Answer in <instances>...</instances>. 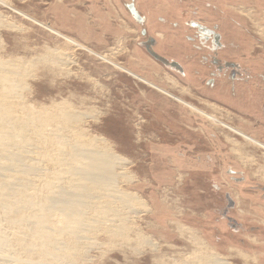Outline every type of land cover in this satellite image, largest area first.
I'll use <instances>...</instances> for the list:
<instances>
[{"label": "rangeland", "instance_id": "obj_1", "mask_svg": "<svg viewBox=\"0 0 264 264\" xmlns=\"http://www.w3.org/2000/svg\"><path fill=\"white\" fill-rule=\"evenodd\" d=\"M201 1L0 0V58L24 68V102L81 114L74 126L88 134L84 143L103 138L98 148L124 159L116 189L133 199L119 209L109 198L116 219L95 217V229L75 245L69 234L53 232V251L64 250L59 239L72 245L68 264H213L216 253L231 264H264V100L239 115L190 91L178 61L190 56L168 52L165 33L149 31L165 27L167 7L183 14L177 24L186 19L188 30L198 29V46L216 32L199 23L195 8L213 10L219 22L228 11L234 24L263 31L264 0ZM251 34L261 50L264 32ZM56 220L50 230L60 228ZM180 227L191 230L182 235ZM12 241L16 264H61L44 256V246L28 255Z\"/></svg>", "mask_w": 264, "mask_h": 264}, {"label": "bare ground", "instance_id": "obj_2", "mask_svg": "<svg viewBox=\"0 0 264 264\" xmlns=\"http://www.w3.org/2000/svg\"><path fill=\"white\" fill-rule=\"evenodd\" d=\"M23 69L22 65L11 64L0 58V210L6 218L3 219L5 223L0 218V255L8 257L0 264L19 262L8 250L12 239L18 251L20 249L31 255L36 250L35 246H44L45 257L50 256L61 264H68L66 256L69 252L75 254L73 250L71 252L72 245L59 239L60 245L65 243L64 250L61 254L53 251L51 247L58 242L53 232L69 234L75 239V245L84 233L93 230L95 217L107 222L116 219L114 209L118 208L111 207L109 198L118 200L120 209L133 196L126 193L127 196L123 197L126 194L120 190L117 193L116 189L115 178L119 172L116 168H120L124 159L100 150L97 143H102L103 138H97L102 142L92 138L90 141L93 143H84L88 134L81 127L79 130L74 126L81 114L57 104L34 110V107L24 102L20 92L24 85ZM168 81L172 80L169 78ZM174 85H177L175 80ZM182 88L179 87V90ZM235 149L240 150L237 145ZM261 176L264 178V171ZM91 210L92 213H89ZM54 217L60 228L53 231L47 226ZM122 218H127V215ZM6 223L9 227H2ZM179 230L183 235L191 229L180 227ZM73 249L76 248L73 246ZM216 254L209 258L213 264H231L224 256ZM25 261L35 262L27 258Z\"/></svg>", "mask_w": 264, "mask_h": 264}, {"label": "crops", "instance_id": "obj_3", "mask_svg": "<svg viewBox=\"0 0 264 264\" xmlns=\"http://www.w3.org/2000/svg\"><path fill=\"white\" fill-rule=\"evenodd\" d=\"M190 1L200 2L201 0ZM205 1L212 2V0ZM167 9L166 18L169 23L165 22L164 28H157L153 25L149 31L156 38L158 33H165L164 43L168 52L178 53L179 56L185 58L190 56V59L178 60L182 65L183 82L188 89L198 92L201 97L211 103L236 111L239 115H243L240 110L244 106L248 107L247 113L251 105L261 106V101L264 100V47L261 46V50L257 48L256 37L251 33L264 32V29L263 31L250 30L248 26L234 24L232 19L235 15H230L227 10V15L220 16L223 19L219 22L216 18L218 15L213 10L207 8L205 12V10L198 11L195 8L192 15L194 17L200 15L203 20H199V23L203 27L214 28L216 32L209 37L207 45L198 46L195 40L199 35L198 29L188 30L185 24L189 20L186 19L177 24L183 14L170 10V7ZM238 13L242 14L239 10ZM152 17L155 18L156 15L153 14ZM157 17H160L159 14ZM147 18L149 19V16ZM151 21L154 22L152 19ZM203 27L199 28L201 32L209 31ZM189 36L194 37L195 43L189 40ZM215 40L218 41V46L215 51H212L211 45ZM168 52L165 55H169ZM180 123H183L185 127L184 122ZM230 157L227 153L226 161Z\"/></svg>", "mask_w": 264, "mask_h": 264}, {"label": "water", "instance_id": "obj_4", "mask_svg": "<svg viewBox=\"0 0 264 264\" xmlns=\"http://www.w3.org/2000/svg\"><path fill=\"white\" fill-rule=\"evenodd\" d=\"M130 11L133 15H136L137 16V13L135 12V8L132 6H130Z\"/></svg>", "mask_w": 264, "mask_h": 264}]
</instances>
